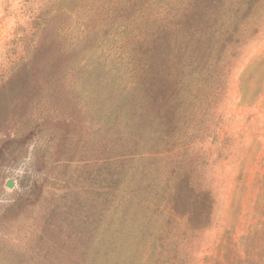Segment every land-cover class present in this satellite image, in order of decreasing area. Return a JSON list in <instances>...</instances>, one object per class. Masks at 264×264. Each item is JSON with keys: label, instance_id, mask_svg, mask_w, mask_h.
Masks as SVG:
<instances>
[{"label": "rangeland", "instance_id": "obj_1", "mask_svg": "<svg viewBox=\"0 0 264 264\" xmlns=\"http://www.w3.org/2000/svg\"><path fill=\"white\" fill-rule=\"evenodd\" d=\"M175 56L213 101L206 136L171 166L152 161L150 99ZM178 177L179 210L204 222L183 236L191 225L173 213L179 264H264V0H0V264H118L130 241L133 264H148L172 239ZM187 185L210 191L206 217Z\"/></svg>", "mask_w": 264, "mask_h": 264}, {"label": "trees", "instance_id": "obj_2", "mask_svg": "<svg viewBox=\"0 0 264 264\" xmlns=\"http://www.w3.org/2000/svg\"><path fill=\"white\" fill-rule=\"evenodd\" d=\"M224 40H228V37H226ZM172 60L175 63L172 62V64L170 65V75L168 77V82L166 83V86H162V91L158 93V95L154 99H150L152 104L151 107L153 108V115L151 117V135L153 139L151 147V155L153 157L152 161L156 159H163L166 160L167 163L171 162V166L179 160L180 162H182L181 159L183 157V153L186 147H188L193 141H195V139L203 138L204 136H206V133H204V131L207 127L204 125H197L200 123L202 117L205 116L208 107L213 101V99L210 98V94L205 93L209 88L208 86H206L207 84L205 85L203 83L200 87H194L193 85H185V83L182 82L183 75L179 74V57L175 56ZM218 60H220L219 57L205 71L207 78L212 77L210 73L212 72V69L215 67V65L219 63ZM144 74L145 73L143 72V75ZM202 82L203 81L201 80V83ZM144 83L146 82H143L142 84L139 83L136 85V87H138L139 85L140 89L144 92V94H146V88ZM118 88L121 89L120 86H118ZM128 89L130 90L131 87H129ZM132 89H134L133 86ZM124 90L125 89L121 90L123 92V97H125L124 92H128ZM165 92L169 93V98L164 97ZM204 93L206 94L205 96ZM212 95L213 94H211V96ZM188 97H190L192 100L190 102L192 103V107H190L189 105L187 106ZM197 102H199V105L196 104ZM125 103L126 99H122V101L118 102V115L120 113H123ZM130 116L131 114H127V116L122 120V122L120 123L121 127H124V124L129 122V119H131ZM129 136L130 133L127 132L125 134L124 131V135H122V137H124L123 140L126 141V137ZM169 166L170 164H168V166L163 171H161L163 174H167L168 177H170ZM126 178L128 179V182L125 181V183L129 185V183L131 182L129 174H126L124 179ZM186 183V179H179L178 177L175 185H172L171 183L168 184V186H171L172 191L169 195L165 197L166 201L168 200L169 204L167 206L168 212L166 215L167 219L165 223L170 225L167 231L172 239L166 246L164 244H156L159 248L158 253H162V257L157 258L156 255H154V258L151 259L148 264L180 263L181 256L178 251L179 241L175 238V235L177 236L180 231L178 228H175L173 226L174 212L177 211L176 213L179 212L184 215V217H186V222L188 223L187 225H191V227H189L182 233L183 236H186L188 231L190 230L195 231L196 229H199L201 226L198 225H201L200 223H202L203 225L204 223L203 221H195V210H179L181 206L180 195L183 192V185H185ZM195 190L196 189H194V187H190L189 185H187V193L191 194L192 198L193 195L196 198V204L195 202H193L191 203V206H196L197 208H199L200 211H202L206 217V213L208 212V210H210L212 203L211 193L206 188L199 189L197 191ZM126 191L129 194H120L118 198V202L121 204L119 206L122 207L120 214L123 215L122 221L124 222L123 225H118V236H122V239H124L125 241L128 236H132L130 238H134L135 235V231H133L134 227L131 223V217L133 216L134 212L131 213L129 209L130 207L128 206L133 200L132 196H130L131 187L126 189ZM152 195L155 198V202H157L155 204L157 208L158 202L162 201L161 190L159 189L157 184H155L153 188ZM189 200L190 197L188 198V202ZM124 233H126V237H123ZM122 239L118 241V249L125 246V242H122ZM132 244L133 241H130V245ZM130 245L127 246L128 249L126 250V253L118 258V264H133V261L131 259L132 252ZM165 252H167L166 255ZM168 253L171 254L168 255ZM154 254H157V249H155Z\"/></svg>", "mask_w": 264, "mask_h": 264}, {"label": "water", "instance_id": "obj_3", "mask_svg": "<svg viewBox=\"0 0 264 264\" xmlns=\"http://www.w3.org/2000/svg\"><path fill=\"white\" fill-rule=\"evenodd\" d=\"M9 187H12L13 186V181L12 180H10L9 182H8V184H7Z\"/></svg>", "mask_w": 264, "mask_h": 264}, {"label": "flooded vegetation", "instance_id": "obj_4", "mask_svg": "<svg viewBox=\"0 0 264 264\" xmlns=\"http://www.w3.org/2000/svg\"><path fill=\"white\" fill-rule=\"evenodd\" d=\"M9 181H10V180H9ZM9 181H8V182H9ZM8 182H7V184H8ZM7 186H8V185H7ZM8 187H9V186H8ZM12 187H13V186H12Z\"/></svg>", "mask_w": 264, "mask_h": 264}]
</instances>
